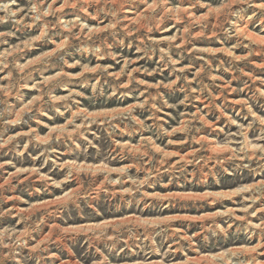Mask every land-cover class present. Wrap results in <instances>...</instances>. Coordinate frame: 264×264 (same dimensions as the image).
<instances>
[{"label":"rangeland","instance_id":"374dc122","mask_svg":"<svg viewBox=\"0 0 264 264\" xmlns=\"http://www.w3.org/2000/svg\"><path fill=\"white\" fill-rule=\"evenodd\" d=\"M0 264H264V0H0Z\"/></svg>","mask_w":264,"mask_h":264},{"label":"bare ground","instance_id":"6f19581e","mask_svg":"<svg viewBox=\"0 0 264 264\" xmlns=\"http://www.w3.org/2000/svg\"><path fill=\"white\" fill-rule=\"evenodd\" d=\"M239 34V33H238ZM47 117V116H46ZM52 228V227H51ZM44 240V239H43ZM37 246V245H36Z\"/></svg>","mask_w":264,"mask_h":264}]
</instances>
